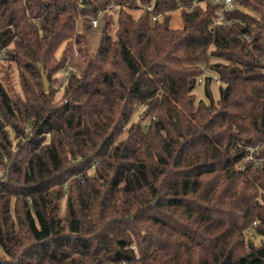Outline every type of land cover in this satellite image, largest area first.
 <instances>
[{"label":"trees","instance_id":"obj_1","mask_svg":"<svg viewBox=\"0 0 264 264\" xmlns=\"http://www.w3.org/2000/svg\"><path fill=\"white\" fill-rule=\"evenodd\" d=\"M234 4L0 0V264H264V0Z\"/></svg>","mask_w":264,"mask_h":264},{"label":"rangeland","instance_id":"obj_2","mask_svg":"<svg viewBox=\"0 0 264 264\" xmlns=\"http://www.w3.org/2000/svg\"><path fill=\"white\" fill-rule=\"evenodd\" d=\"M110 7L111 6L106 7V10L107 9L110 10L109 9ZM241 8L243 10H245L246 12L252 13L251 10H249L247 8H243V7H241ZM112 13L114 14L115 12L112 11ZM140 13H141V11H134L133 15H134V17H139ZM102 17H101V23L97 29H94L93 27L91 29H86L87 25L84 23L83 19L79 20V23H78V30H79V32H82L83 34H85L87 41H88V47H89L91 52H94L96 50V48L99 44L100 38H101V32L100 31L102 28ZM160 20H161V18H160ZM170 27L173 29H182L183 28V19H182V15H181L180 11H176L175 13H173V17H172V20L170 22ZM115 28H116V25L112 29L111 34H114ZM216 62H219V59H215V58L211 59V63H216ZM0 67H1L0 78L3 81L7 91L9 92V94H11V96H13V97H18V96L23 97L24 93H23L22 86H21V80L19 78V73H18L16 67L15 66L9 67L8 63H2V62L0 63ZM207 76L212 77V80L210 81L209 88L211 90L213 99L215 101H217L219 99V96H220L219 87L222 83L217 79L218 76L212 72L210 67L204 66V73L199 78L198 84H197L195 91H194L197 103L199 101L209 103V100L207 99V97L205 95V85L207 83V81H206ZM66 78H67V72L63 71V72L58 73L55 76V80L53 83L49 82V88H52L56 91V99L57 100H59L62 96L63 88L66 84ZM140 115H141V113L138 112L136 114V116H134V120L139 121ZM64 204H65V199L63 200V206H64ZM247 239L249 242H253L254 245H259L262 242H264V239L261 236L256 235L252 230L247 232ZM3 256H4V251L0 247V258Z\"/></svg>","mask_w":264,"mask_h":264},{"label":"built area","instance_id":"obj_3","mask_svg":"<svg viewBox=\"0 0 264 264\" xmlns=\"http://www.w3.org/2000/svg\"><path fill=\"white\" fill-rule=\"evenodd\" d=\"M207 2H209L210 4L212 5H219V4H222L223 5V12L224 11H231L234 9L235 7V4H234V0H206ZM196 3V2H195ZM149 10H151L152 8H148ZM220 15L219 17V22H224L225 21V17H224V14ZM103 16V11H99L97 17H95L94 19H92V27L94 29H97L101 23V17ZM159 19L158 16H154L152 17V21L155 22ZM251 150H253L251 148ZM262 161V159H259V160H256V163H260Z\"/></svg>","mask_w":264,"mask_h":264},{"label":"water","instance_id":"obj_4","mask_svg":"<svg viewBox=\"0 0 264 264\" xmlns=\"http://www.w3.org/2000/svg\"><path fill=\"white\" fill-rule=\"evenodd\" d=\"M42 80H43L45 90H48L49 89V81L47 79V75L43 71H42Z\"/></svg>","mask_w":264,"mask_h":264}]
</instances>
